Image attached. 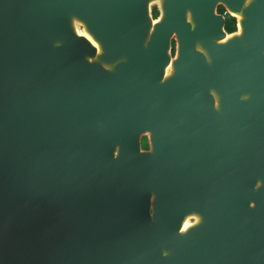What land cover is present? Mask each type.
I'll list each match as a JSON object with an SVG mask.
<instances>
[{
    "label": "water",
    "instance_id": "obj_1",
    "mask_svg": "<svg viewBox=\"0 0 264 264\" xmlns=\"http://www.w3.org/2000/svg\"><path fill=\"white\" fill-rule=\"evenodd\" d=\"M151 2L0 0V264H264V0Z\"/></svg>",
    "mask_w": 264,
    "mask_h": 264
},
{
    "label": "flooded vegetation",
    "instance_id": "obj_2",
    "mask_svg": "<svg viewBox=\"0 0 264 264\" xmlns=\"http://www.w3.org/2000/svg\"><path fill=\"white\" fill-rule=\"evenodd\" d=\"M220 6H222V4L221 3H217V5H216V10H221V7ZM223 7V6H222ZM153 8H156L157 9V2H155V3H152V5L150 4V11H151V14H152V9ZM157 12H158V9H157V11H156V13L155 14H152V16H155L156 14H157ZM224 15V14H223ZM229 16H233L234 17V23H235V25H236V17H235V15H233V14H231V13H229V14H225L224 15V19L226 20V18H228ZM224 23H225V21H224ZM235 27V26H234ZM170 43H171V46H170V52L171 53H173L174 52V39H173V37H171L170 38ZM139 140H140V146L141 147H143V148H147V147H149V141H148V139H147V134H146V132H144V133H141L140 134V136H139Z\"/></svg>",
    "mask_w": 264,
    "mask_h": 264
},
{
    "label": "bare ground",
    "instance_id": "obj_3",
    "mask_svg": "<svg viewBox=\"0 0 264 264\" xmlns=\"http://www.w3.org/2000/svg\"><path fill=\"white\" fill-rule=\"evenodd\" d=\"M150 1L159 3V0H150ZM231 12L235 14L236 19L239 18V13L238 12H236V11H231ZM156 18H157V16H154L152 20H155ZM76 23H78V22H76ZM235 29H237V30L239 29L238 21L236 23V28ZM77 31L80 32V33H84L98 47L97 41L93 37H91V35L82 26H80L78 24H77ZM169 69H170V62H167L166 65H165V71H168ZM190 215H193V214H190ZM190 215H186L184 217V219H183V221L181 223V227H185L186 225H188L190 223V217H189Z\"/></svg>",
    "mask_w": 264,
    "mask_h": 264
},
{
    "label": "trees",
    "instance_id": "obj_4",
    "mask_svg": "<svg viewBox=\"0 0 264 264\" xmlns=\"http://www.w3.org/2000/svg\"><path fill=\"white\" fill-rule=\"evenodd\" d=\"M222 8V6H220ZM157 11L156 8H153L152 9V14H155ZM224 26L227 30H230V29H233L234 26H235V23H234V17L233 16H229L228 18H226L225 20V23H224Z\"/></svg>",
    "mask_w": 264,
    "mask_h": 264
},
{
    "label": "built area",
    "instance_id": "obj_5",
    "mask_svg": "<svg viewBox=\"0 0 264 264\" xmlns=\"http://www.w3.org/2000/svg\"><path fill=\"white\" fill-rule=\"evenodd\" d=\"M224 15L229 14L230 12L223 6L220 10Z\"/></svg>",
    "mask_w": 264,
    "mask_h": 264
},
{
    "label": "rangeland",
    "instance_id": "obj_6",
    "mask_svg": "<svg viewBox=\"0 0 264 264\" xmlns=\"http://www.w3.org/2000/svg\"><path fill=\"white\" fill-rule=\"evenodd\" d=\"M152 3H155V2H151V5H152ZM79 23V22H78Z\"/></svg>",
    "mask_w": 264,
    "mask_h": 264
}]
</instances>
